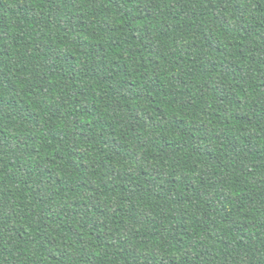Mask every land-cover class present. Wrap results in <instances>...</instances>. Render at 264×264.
<instances>
[{
    "label": "trees",
    "instance_id": "obj_1",
    "mask_svg": "<svg viewBox=\"0 0 264 264\" xmlns=\"http://www.w3.org/2000/svg\"><path fill=\"white\" fill-rule=\"evenodd\" d=\"M0 264H264V0H0Z\"/></svg>",
    "mask_w": 264,
    "mask_h": 264
}]
</instances>
